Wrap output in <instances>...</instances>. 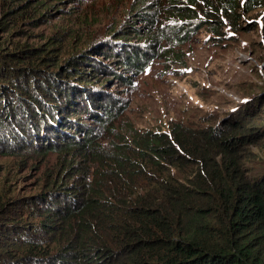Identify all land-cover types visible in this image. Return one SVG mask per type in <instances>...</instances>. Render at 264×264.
Returning <instances> with one entry per match:
<instances>
[{
    "label": "trees",
    "instance_id": "1",
    "mask_svg": "<svg viewBox=\"0 0 264 264\" xmlns=\"http://www.w3.org/2000/svg\"><path fill=\"white\" fill-rule=\"evenodd\" d=\"M157 1L133 3L147 27V45L123 51L122 64L135 73L144 69L148 55H158L161 45H176L164 55L169 59L201 29L217 31L221 14L236 23L241 14L245 18L264 8V0H168L171 8L160 11L164 0ZM43 4L29 7L37 17L45 16ZM164 15L183 22L166 34L161 30ZM83 21H88L86 16ZM33 51L24 48V53ZM78 56L80 60L68 62L67 70L81 66L83 58ZM108 56L119 61L114 52ZM11 62L16 64L0 56V68ZM41 77L43 84L37 83L42 99L30 94L33 82L24 70L14 86L20 103L30 98L38 102L30 116L18 117L15 111L22 110L21 104L13 110L0 100L2 147L8 135L17 137L12 124L23 134L38 133L43 121L47 129V118L54 122L55 114L60 115V104L71 106L73 86L63 88L59 76L52 74ZM130 80L123 78L124 83ZM89 98L88 110L105 112L97 129L87 128L79 140L66 137L59 145L40 144L44 152L63 151L62 176L51 166L53 178L46 186L56 190V198L49 203L53 193L44 191L32 202L31 196L16 202L15 215L0 213V264H264V166L253 169L244 162L248 146L264 139V126L250 132L248 118L258 105L254 98L229 113L233 127L178 119L170 121L167 131L143 129L126 120L119 124L123 103ZM79 115L76 108L68 110L70 118ZM43 199L45 207L36 210ZM24 207L33 208L26 223ZM24 231L36 236L19 242L16 238Z\"/></svg>",
    "mask_w": 264,
    "mask_h": 264
},
{
    "label": "rangeland",
    "instance_id": "2",
    "mask_svg": "<svg viewBox=\"0 0 264 264\" xmlns=\"http://www.w3.org/2000/svg\"><path fill=\"white\" fill-rule=\"evenodd\" d=\"M38 1L44 2L41 10L45 11V16L37 17L29 7ZM134 1L0 0V56L5 62L16 63L0 68V100L3 99L7 108L13 107V110L21 104L22 110L15 111V114L19 111L18 117L21 113L30 116L31 110H38V102L30 98L20 103L17 99L18 89L14 86L18 83L20 71L24 70V75L33 82L29 90L37 100L43 98L37 83H42L41 76H59L61 86L66 89L73 86L75 92L71 97L74 106L65 111L76 108L80 112V120L74 117L69 122L70 129L65 131L77 139L83 132L79 128L84 130L86 123L95 124L88 110L89 97L93 95L103 101L111 98L117 104L121 102L125 105L117 120L119 124L126 120L149 130H167L170 121L177 119L193 121L197 125L205 124L203 121L206 120L209 124L227 123L233 127L235 121L231 120L229 113L236 105L254 98L257 110L250 113L248 119H252L250 132H258L257 127L264 126V123L255 122L264 119V113L261 115L264 111V8L245 18L241 14L236 23L229 22L221 14V27L214 24L219 27L217 31L201 29L189 45L169 59L164 55L170 49H176V45H161L158 55H148L144 69L135 73L132 66L122 64L123 51L147 45L143 37L147 27L143 18L137 15ZM169 4L168 0H164L160 11L169 10ZM84 16L87 22L83 21ZM163 20L165 25L161 30L166 34H169L172 25L181 23L173 15H164ZM7 28L10 29L4 31ZM51 42L55 43L53 48L48 46ZM27 47L34 51L24 53ZM111 52L118 55L119 61L110 59L108 55ZM78 55L83 58L81 66L74 67L77 69L75 72L67 70L70 60H80ZM127 76L131 79L130 83L123 82ZM52 94L58 92L52 91ZM61 96L63 100V94ZM63 104H60L59 114L66 119ZM29 127L31 130V124ZM49 136L53 138V135ZM39 143L38 138L37 141L33 139L31 132L21 136L20 148L2 147L0 142V213L7 211L15 215L18 212L16 202L30 196L32 202L44 191L53 193L49 203L56 198V190L46 186L53 178L54 169L51 166L58 169L57 174L62 173L63 151L44 152ZM10 150L13 154L8 152ZM247 150L248 157L244 162L248 168L264 166L263 138L257 144L249 145ZM51 193H47L46 197ZM44 199L37 201L36 210L45 207ZM23 211V222L26 223L33 208L24 207Z\"/></svg>",
    "mask_w": 264,
    "mask_h": 264
},
{
    "label": "clouds",
    "instance_id": "3",
    "mask_svg": "<svg viewBox=\"0 0 264 264\" xmlns=\"http://www.w3.org/2000/svg\"><path fill=\"white\" fill-rule=\"evenodd\" d=\"M176 18H177L176 20H180L181 21V23L179 24V25H181L182 22H183L182 18H179L178 16ZM110 48H112V47H110ZM186 75H188V73ZM241 103H244V102H241ZM63 105H64V111L67 110L68 107L70 106V105H66V104H63ZM71 105L74 106L72 103H71ZM90 111H91V114L92 113H96L97 114L96 116L91 118L92 121L95 122V124L94 125H88V123H86V128L84 130L82 128H80L79 130L83 131L81 133V137L83 136V134L87 130V128L88 129L91 128L93 130L96 129L94 127L96 125H99V119H100L101 116H103L102 114L105 113L104 111L100 112V111H97L96 109H93V110L90 109ZM58 112H59V110H58ZM64 114H65V116H67L68 115V111L67 112L65 111ZM77 118H79V117H77ZM47 119H48V123L50 124L49 128L44 129L46 127V125H44V121H43L42 122V127L40 128L41 130L38 133L33 132V130L31 132L33 134V139L37 141V138H38V140L40 141L39 145L41 143L44 146H47V145H50V144L59 145V144H61L59 139H63L64 140V139H66V137H70L67 134V132L65 131V129H67V131H68V128H70V125H69L70 123L69 122H71V120L74 119V117L70 118V117L67 116V118L65 119V117L62 114H60L59 116L57 114H55V121L54 122L50 121V118H47ZM61 120H63L62 123H61ZM172 121H174V120H172ZM73 122L77 123V121H75V120ZM184 122H187V121H184ZM12 126L14 127V130H15L14 132H15L17 137H14V135L13 136L12 135H8L6 144L9 146V148H14V147H19L20 148L21 147V145H20L21 136L23 135V132H22V130H20L19 127H15V125H13V124H12ZM55 126L56 127L58 126V128H56ZM74 129H76V128H74ZM79 130H78V132H79ZM155 130H161V129H155ZM167 130H168V128H167ZM167 130L165 129V130H161V131H167ZM24 134H25V132H24ZM49 135H53V138L50 137ZM74 136H75V134H74ZM42 137L44 138L43 140H42ZM81 137H79L77 139L74 138V139L75 140H79ZM18 140H19L20 143L17 142ZM40 148H42L41 145H40ZM48 152L52 153L54 151L50 150ZM34 236H36V235H32L30 233V231H24L16 239H18L19 242H22L23 240L30 239L31 237H34Z\"/></svg>",
    "mask_w": 264,
    "mask_h": 264
}]
</instances>
